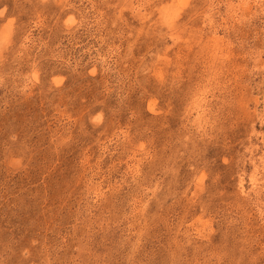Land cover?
<instances>
[{"label": "rangeland", "instance_id": "rangeland-1", "mask_svg": "<svg viewBox=\"0 0 264 264\" xmlns=\"http://www.w3.org/2000/svg\"><path fill=\"white\" fill-rule=\"evenodd\" d=\"M0 264H264V0H0Z\"/></svg>", "mask_w": 264, "mask_h": 264}]
</instances>
